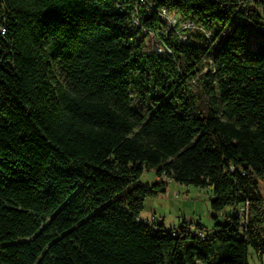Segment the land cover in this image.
<instances>
[{
    "label": "trees",
    "instance_id": "trees-1",
    "mask_svg": "<svg viewBox=\"0 0 264 264\" xmlns=\"http://www.w3.org/2000/svg\"><path fill=\"white\" fill-rule=\"evenodd\" d=\"M257 6L0 0V264H264ZM168 182L214 225L140 220Z\"/></svg>",
    "mask_w": 264,
    "mask_h": 264
},
{
    "label": "rangeland",
    "instance_id": "rangeland-1",
    "mask_svg": "<svg viewBox=\"0 0 264 264\" xmlns=\"http://www.w3.org/2000/svg\"><path fill=\"white\" fill-rule=\"evenodd\" d=\"M170 23L174 24L173 21H170ZM143 40L144 53H150L158 48V42L154 37L150 36L143 38ZM136 92H138V89L132 92L136 104L135 109L145 111L144 98L139 97ZM156 180L153 173H146L141 179L144 184H152ZM259 189L260 193L264 195L263 184L260 185ZM210 197V193L206 190L168 182L165 194L145 202V208L139 219L150 221L152 217H155L157 221L163 223L164 228L167 230L179 227L183 221L192 224V226L200 223L204 227L211 228L215 220L211 217ZM225 213L230 215L232 211L227 209ZM221 221L222 217L219 216L217 222ZM248 264H259L251 250L248 251Z\"/></svg>",
    "mask_w": 264,
    "mask_h": 264
},
{
    "label": "built area",
    "instance_id": "built-area-1",
    "mask_svg": "<svg viewBox=\"0 0 264 264\" xmlns=\"http://www.w3.org/2000/svg\"><path fill=\"white\" fill-rule=\"evenodd\" d=\"M255 2H258L259 0H253ZM256 8H259L260 9V12L264 15V8H261L260 6H257ZM165 14V12H163V15ZM175 21H173L174 23ZM172 23V22H171ZM192 28V25L191 24H183L182 25V29H190ZM179 38L181 41H185L186 40V37L185 36H180L179 35ZM158 52H160V50H158ZM143 222H156V218L155 217H152L150 221L146 220V221H143Z\"/></svg>",
    "mask_w": 264,
    "mask_h": 264
},
{
    "label": "crops",
    "instance_id": "crops-1",
    "mask_svg": "<svg viewBox=\"0 0 264 264\" xmlns=\"http://www.w3.org/2000/svg\"><path fill=\"white\" fill-rule=\"evenodd\" d=\"M146 201H147V200H146ZM146 201H145V202H146ZM144 208H145V203H144Z\"/></svg>",
    "mask_w": 264,
    "mask_h": 264
}]
</instances>
